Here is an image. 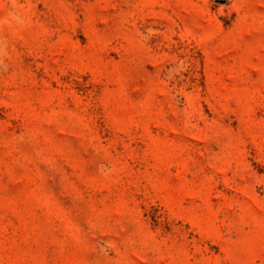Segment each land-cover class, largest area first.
Instances as JSON below:
<instances>
[{
    "label": "rangeland",
    "instance_id": "obj_1",
    "mask_svg": "<svg viewBox=\"0 0 264 264\" xmlns=\"http://www.w3.org/2000/svg\"><path fill=\"white\" fill-rule=\"evenodd\" d=\"M0 264H264V0H0Z\"/></svg>",
    "mask_w": 264,
    "mask_h": 264
}]
</instances>
